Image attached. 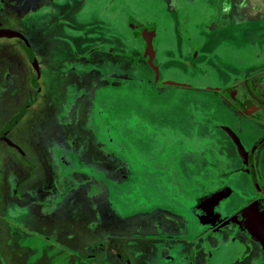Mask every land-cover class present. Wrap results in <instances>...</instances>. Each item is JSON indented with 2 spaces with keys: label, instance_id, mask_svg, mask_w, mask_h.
<instances>
[{
  "label": "rangeland",
  "instance_id": "rangeland-1",
  "mask_svg": "<svg viewBox=\"0 0 264 264\" xmlns=\"http://www.w3.org/2000/svg\"><path fill=\"white\" fill-rule=\"evenodd\" d=\"M195 1L0 0V28L21 32L38 62L35 68L22 38L0 36V129L33 100L7 134L18 148L0 140V264H159L151 240L131 234L141 225L147 231L154 213L143 207L179 208L171 179L186 190L211 184L227 168L219 145L225 138L219 131L205 134L207 118H218L221 108L212 92L156 81L155 59L139 57L149 51L131 23H159L151 44L160 60L184 50L183 27L197 21L212 40L205 46L213 53L206 66L212 74L264 60L250 43L257 34L240 25L211 30L221 16L237 22L245 13L239 3L251 1ZM258 3L247 13L262 18ZM167 22L172 28L163 27ZM163 70V79L215 84L214 75H198L182 62ZM97 78L103 81L94 84ZM65 147L78 154L88 149L90 156L77 164ZM100 165L112 176L120 166L124 176L116 183ZM60 167L81 174L63 183ZM61 189L71 194L56 206ZM105 234L112 238L106 248Z\"/></svg>",
  "mask_w": 264,
  "mask_h": 264
},
{
  "label": "flooded vegetation",
  "instance_id": "flooded-vegetation-1",
  "mask_svg": "<svg viewBox=\"0 0 264 264\" xmlns=\"http://www.w3.org/2000/svg\"><path fill=\"white\" fill-rule=\"evenodd\" d=\"M176 8L174 7L172 10ZM186 10L187 8L182 11L184 16L188 14ZM183 29L186 35L188 33L187 26ZM155 39L156 36L153 37V40ZM24 42L26 43L25 40ZM27 52L30 61L35 65V68H38L34 52L33 54H30L28 50ZM90 56L95 57L93 53ZM94 57L91 58L95 59ZM101 81L103 80L97 78L94 84ZM31 82L34 87L38 88L37 78H32ZM87 83L90 85L93 82ZM36 94L37 91L34 93V97ZM216 94L231 113L234 129L241 137L247 154L243 159L241 156H236L238 163L230 169L237 175L236 180L231 179L230 172L224 171L219 176L212 178L211 184L207 185L205 182L199 185L195 184L188 187L187 190L184 186H178L174 179L170 180V184L175 186V196L181 198L187 208L174 210L168 206H151L148 208L149 213L154 214L146 218L148 219L145 223L148 225L145 227L147 231L142 234L139 230L141 225L131 233L133 236L151 240L150 248L152 245L157 248L159 264H264V233H261L258 228L261 227V220L259 223L256 222V218L260 215L259 212L264 214V73L261 76V68H259L255 73L246 75L244 79L219 89ZM31 99L32 97L28 102H23L20 112L14 118L20 113V117L22 116L29 103L33 101ZM247 100L250 102L247 103ZM79 102L84 104V97H80ZM86 102L90 103L91 101L88 98ZM245 124L252 129L245 128ZM76 137V133H71L72 140ZM65 148L75 155L77 164L84 162L83 156H90L88 149H85L83 153V150L80 149V154H78L72 148ZM54 154L56 155V152ZM69 164L70 161L64 163V165ZM100 166L102 167V165ZM103 169L105 171L100 170L116 183L124 176L120 166L114 168L115 176L110 175L105 168ZM57 171L62 174L63 183L69 182L74 175L81 174L80 171L73 169L67 171L66 174L63 167ZM97 183L98 188L101 184H105L106 193H108V186L102 179H97ZM223 189L226 192L225 197L201 205V197ZM241 190L243 195L238 196V191ZM68 194H71L70 189H67L66 194L62 190L56 197V206ZM105 199L108 206L107 197ZM248 208H250L249 211ZM191 209L201 212L200 216L205 221L204 224L196 223ZM144 214L145 212L142 213V215ZM109 237L110 235L105 236V248L111 243L112 238Z\"/></svg>",
  "mask_w": 264,
  "mask_h": 264
},
{
  "label": "crops",
  "instance_id": "crops-1",
  "mask_svg": "<svg viewBox=\"0 0 264 264\" xmlns=\"http://www.w3.org/2000/svg\"><path fill=\"white\" fill-rule=\"evenodd\" d=\"M199 0H196L195 2H197ZM212 1V3L214 4V2L216 0H210ZM251 1L248 4H246L245 2H240L239 4L242 5L245 9V13H241V16L239 18L236 17V21L237 22H230L228 21L227 23H224V21L222 20V16L220 19V24L218 26H216L215 28L211 29V30H217V29H224L225 31H229L231 28L233 27H237L238 25L240 28V31H242L241 29L245 30L246 33L248 34H257L254 39L250 40V43H252L256 49V53H257V57L261 54L263 56L264 59V16L261 17H254L253 15L250 16V14L247 13V8H256V10H258V6L259 3L261 2V9L264 10V0H248ZM217 2H219V4L223 5L224 4V0H217ZM251 3V4H250ZM200 5V4H199ZM205 7H208L207 4L204 5ZM198 8V5L193 7L192 10L196 11V9ZM242 11V10H241ZM264 14V13H263ZM215 18L220 17V14L215 15ZM257 20H261L258 22L257 27H255L254 23ZM221 22H223L221 24ZM195 25H188L187 29H188V33L185 35H183V43H185L184 45V50H182V52L176 53L177 56H174L172 54H168V57L170 59H162L160 60L157 56V49H155V46L153 45L154 49H153V58L155 59V66L154 67V78L158 79L156 81L162 83V84H166V85H173V84H179V85H186V86H194V87H199V88H206L209 90H212L214 92L219 91V89L222 88H226L228 87L230 84L238 81V80H242L244 79V77L250 73H255L259 68H261V76H263L264 73V60L263 62H259L260 60H256V62L250 64L252 66L247 67V66H239V70L237 71L236 66L233 67L234 70H226L223 69L222 67L220 68V70L218 72H213V74L211 73L212 70H208L207 69V64L210 63L211 61V56H212V50L211 49H206L205 46H210L211 43V39L208 36L209 31L204 32L202 30V28H199L198 25V21L196 23H194ZM158 25L159 23L157 21H155V35L157 38V29H158ZM208 25V24H207ZM201 27V24L199 25ZM164 28H172L170 26V24L167 22V24H164L163 26ZM212 28V26H211ZM208 30V29H207ZM223 30V31H224ZM226 34V33H225ZM153 36V37H154ZM172 39L173 36L171 35ZM221 37V36H220ZM252 36H250L249 38H251ZM153 39V38H152ZM221 40V38L219 39ZM218 40V41H219ZM254 40V41H253ZM182 45V44H181ZM214 51V50H213ZM148 55L149 57V53H145L144 51H142V53L139 55V57H143ZM178 57V58H175ZM182 58V59H179ZM150 60V59H149ZM172 60V61H171ZM178 63V62H182V64H184V66H188V67H192L194 69V72L198 73V75L206 73L207 75L204 76H209L211 78L214 79L215 84L214 85H198V84H192V83H187V82H183V81H177V80H172L169 78H165L163 79L162 77V73L164 72V68H166L170 63ZM254 64V65H253ZM248 70L245 71V73L243 72L244 70ZM222 70H226L228 73H225V71L223 72ZM221 73H225V77H222L223 75ZM164 76L166 75L165 73H163Z\"/></svg>",
  "mask_w": 264,
  "mask_h": 264
},
{
  "label": "water",
  "instance_id": "water-1",
  "mask_svg": "<svg viewBox=\"0 0 264 264\" xmlns=\"http://www.w3.org/2000/svg\"><path fill=\"white\" fill-rule=\"evenodd\" d=\"M131 26L135 29H137L140 34L142 39L145 42V48H147V50L149 51V59L151 60V58H153V48H152V44H151V39L153 38V36L155 35L154 29H155V22L151 23L150 25H143L141 23H138V25L136 26L134 23H131ZM0 36H9V37H19L22 38L23 40L26 41V48L29 51L30 54H33V51L31 49L30 44L28 43V41L26 40L25 36L14 29H8V28H0ZM176 86H184V87H188V88H194V87H190V86H186V85H179V84H173ZM206 89V88H203ZM209 90V89H207ZM213 94V96L216 98V100H218L219 106H221V108L218 110V118L216 117H211V118H207V121L204 123L205 124V129H206V133H209V135L215 134V131H219L223 134L225 141H221L219 142L220 145V151H224V161H225V165H226V170L227 172H230L229 174L231 175V179L236 180L237 179V175L234 174V172L230 169H232L237 162L236 156H241V158L243 159L246 154H247V150L241 140V137L239 136V134L236 132V130L234 129L233 126V118L231 113L228 111L227 107L222 104V102L220 101L219 97L217 96L216 92L210 90ZM250 102L249 100H247V103ZM216 113V112H214ZM21 114V113H20ZM20 114L15 117L11 122H9L8 124H6V126L4 128H2L0 130V140H6L8 142H10L12 145H14L15 147L18 148V146H16L13 142H11L7 136L6 133L8 132V130L17 122V120L20 117ZM199 123H196L195 128H197V126H200L202 124L203 119H198ZM198 124V125H197ZM203 134V133H202ZM237 170V169H235ZM233 172V173H232ZM237 172V171H236ZM239 195L238 196H242V190L238 191ZM226 194L225 190H218L215 192H211L208 195H205L203 197L200 198L201 201V205L207 204L213 200L216 199H221L223 197H225L224 195ZM176 197V196H175ZM179 198H173V202L172 203H176L178 206H180L179 208L181 209H186V205L179 201ZM166 206L163 203H159L156 202L155 204L153 203L151 206ZM151 206H147L145 205L143 207V209H148ZM250 208H248L249 211ZM126 211V210H125ZM191 212L196 220V223H202L204 224L205 221L202 219V216H200L201 212L200 211H195L193 209H191ZM259 217L256 218V222L259 223V221L261 220V227H258L259 230L261 231V233H264V214L259 212ZM194 220V221H195ZM248 228H252V227H248Z\"/></svg>",
  "mask_w": 264,
  "mask_h": 264
},
{
  "label": "bare ground",
  "instance_id": "bare-ground-1",
  "mask_svg": "<svg viewBox=\"0 0 264 264\" xmlns=\"http://www.w3.org/2000/svg\"><path fill=\"white\" fill-rule=\"evenodd\" d=\"M138 24L136 23V26H137ZM116 29V28H115ZM164 47V46H163ZM169 47V46H168ZM167 47V48H168ZM245 128H247V129H252V127H250V126H248L247 124H245Z\"/></svg>",
  "mask_w": 264,
  "mask_h": 264
}]
</instances>
